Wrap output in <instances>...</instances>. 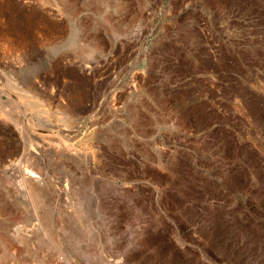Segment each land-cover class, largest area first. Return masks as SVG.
I'll return each instance as SVG.
<instances>
[{
    "label": "rangeland",
    "instance_id": "rangeland-1",
    "mask_svg": "<svg viewBox=\"0 0 264 264\" xmlns=\"http://www.w3.org/2000/svg\"><path fill=\"white\" fill-rule=\"evenodd\" d=\"M0 264H264V0H0Z\"/></svg>",
    "mask_w": 264,
    "mask_h": 264
},
{
    "label": "bare ground",
    "instance_id": "bare-ground-1",
    "mask_svg": "<svg viewBox=\"0 0 264 264\" xmlns=\"http://www.w3.org/2000/svg\"><path fill=\"white\" fill-rule=\"evenodd\" d=\"M28 168V167H27ZM29 169V168H28ZM30 170V169H29ZM32 170V169H31ZM26 172V171H25ZM36 173V172H35ZM34 175V172L33 171H31L30 173H28V172H26L25 173V176H33ZM38 175V174H37ZM23 176H24V173H23ZM34 179V178H33Z\"/></svg>",
    "mask_w": 264,
    "mask_h": 264
}]
</instances>
